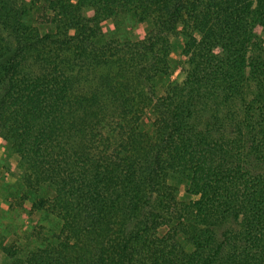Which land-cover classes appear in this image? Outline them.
<instances>
[{
	"label": "trees",
	"instance_id": "1",
	"mask_svg": "<svg viewBox=\"0 0 264 264\" xmlns=\"http://www.w3.org/2000/svg\"><path fill=\"white\" fill-rule=\"evenodd\" d=\"M104 20L116 34L106 50L129 56L116 76L125 89L97 74L108 56L96 42ZM127 20L148 28L142 38ZM46 24L65 37L44 36L48 45L71 47L67 63L86 61L99 86L84 90L82 80L74 99L72 81L57 90L38 77L15 81L42 42L34 25ZM175 37L184 60L182 79L171 80ZM4 79L2 134L25 182L14 192L40 230L21 247L0 245L5 264H264V0H0ZM26 91L28 101L12 97ZM145 110L147 133L134 124ZM100 121L113 133L102 136L110 154L95 144ZM173 182L191 197L180 199ZM158 225L172 235L143 240Z\"/></svg>",
	"mask_w": 264,
	"mask_h": 264
},
{
	"label": "rangeland",
	"instance_id": "2",
	"mask_svg": "<svg viewBox=\"0 0 264 264\" xmlns=\"http://www.w3.org/2000/svg\"><path fill=\"white\" fill-rule=\"evenodd\" d=\"M74 1V0H73ZM87 18H90L93 16L92 12H87L85 14ZM130 20L125 21V30L127 33H129L133 40L142 38L144 33L148 28H146L144 25L140 24H133L130 25ZM34 33L37 34V38H42L41 44L39 43V46L37 49H35V53H31L30 50L27 52V61L22 64V69L20 75H17L15 78V81H20L29 79V81H36L40 82L41 89L45 90L49 86V88H53L57 90L58 86L55 85L56 82H59L60 80H68L72 81V88L73 91L71 93L70 97H73L74 99L78 97V92H76L77 88H79V83L86 79L90 78L88 80V83L86 82L82 87L84 90H88V87H91V89L95 88L96 85L99 86L98 79H95L97 76L92 73H87L86 61H81L77 58L76 61L71 62V64L67 63V59H73L74 57H77V53L75 54L73 52V49L71 47L61 46V49L55 45H48V39H45L44 36L50 35L51 38H54L56 40H63L65 39L64 34H62V27L57 25L55 28H52L51 25L46 24L42 26H36L34 25ZM71 28H74V26L69 22L66 23V31H68L70 35H72ZM100 34L98 35L99 38L97 39V46H103L101 49L103 52L107 51L105 46H107L109 43L112 42V37L114 38V26L109 20H104L100 22L99 25ZM52 32V33H51ZM255 33L258 36H262V28L260 25H258L255 29ZM116 35V34H115ZM114 41V40H113ZM115 44H118L120 41H114ZM171 42L173 44L172 52L169 56V61L171 66L174 68L171 72V80L175 79H182V75L180 74L181 68L180 63L184 60V58L180 57L181 47L183 44V39L181 37H175L171 39ZM40 50V52H39ZM108 56L105 57L104 62H102L100 65H98L97 68V74L107 76L110 80H114L115 83L118 81V88L125 87H119V80L117 79V75H126L127 71H125L127 65H123L122 60H126L129 58L127 53L123 52V54H120L121 52L113 50V51H107ZM39 54V55H37ZM38 56V57H37ZM119 59L121 61H119ZM79 62V63H78ZM94 75V82L93 76ZM49 81H51L52 86H50ZM90 81V82H89ZM97 81V83H96ZM162 80L159 79L157 83V88H155V91L157 93V96H160L163 94V88L162 84H160ZM30 82L27 81L29 84ZM123 86L126 84V79H122ZM15 83V82H14ZM13 83V84H14ZM42 84H47V87L43 86ZM88 87H86V86ZM55 86V87H53ZM5 87V79L0 84V89L3 90ZM129 87V86H128ZM48 88L47 93L51 94V90ZM102 88V87H99ZM117 89V88H116ZM30 90V88H29ZM133 87L128 88V92H132ZM57 92V91H56ZM27 91L19 94L17 96L16 92H13L12 97H14L16 100L20 101H28L26 99ZM73 95V96H72ZM30 102V100H29ZM143 106H140L137 108V111L141 112ZM136 111V112H137ZM147 113V114H146ZM136 115V114H135ZM152 118V119H151ZM154 120L153 116H150L148 113V110H145V115L143 114L139 122L134 123L136 124V127L141 128V130L145 133L149 132L150 124ZM112 123L116 122V119L111 120ZM150 121V122H149ZM100 129L96 134H99L100 138L102 139L103 143L96 141V146H98V150H105L108 151V154L110 152H113V142L112 141H105L102 136L105 137V135L109 132L110 135H112V130H106L102 125H104V122L100 121ZM92 125L94 126V121L92 119ZM2 125H3V117L2 120H0V245L1 246H18L24 238L29 237L33 231L38 232L40 231L38 228V225H33L36 223L35 217L29 216V202L21 203L20 197L15 195L14 190L20 188L22 189V186L25 187L24 179L22 180V177L24 176L19 170L18 162L19 158L17 155L11 150V143L7 140L6 136H3L2 134ZM10 128V127H9ZM58 138L53 140L54 143L59 141V136H55ZM100 138H96V140H99ZM50 144V143H49ZM111 146V148H109ZM173 188H178V195L180 199L186 200L187 198L191 197L188 194H186L183 190V186L178 185L177 183L173 182L171 185ZM29 190V189H28ZM34 191V190H32ZM38 194L40 193L39 190L37 191ZM24 193H22L23 195ZM44 196H47V198L54 197L55 193L54 191L48 190V187L45 186V192L42 193ZM152 200V199H151ZM138 212V210H137ZM34 218V219H33ZM37 219V218H36ZM41 225H48L47 221H44ZM157 233L155 232V229H152L151 232L154 234L151 236H146L143 240L147 241V239H151V237H170L172 235L173 231H170L169 228L166 225H158L157 226ZM31 228L34 230L31 231ZM144 233V232H143ZM142 233V235H143ZM145 235V234H144ZM111 237V236H110ZM110 243L105 244V246H108L109 251L113 255L116 256L117 253L114 251L116 248L114 239H109ZM32 246V244H30ZM37 245H40V242L37 243ZM104 246V247H105ZM111 248H110V247ZM154 248V246L152 247ZM106 250H103V252ZM102 252V253H103ZM117 257V256H116ZM153 257V255H152ZM0 264H5V260L0 257Z\"/></svg>",
	"mask_w": 264,
	"mask_h": 264
}]
</instances>
